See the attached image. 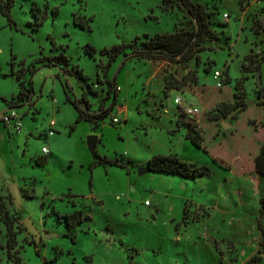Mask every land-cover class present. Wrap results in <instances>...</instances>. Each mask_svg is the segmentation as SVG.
Listing matches in <instances>:
<instances>
[{
  "label": "rangeland",
  "instance_id": "obj_1",
  "mask_svg": "<svg viewBox=\"0 0 264 264\" xmlns=\"http://www.w3.org/2000/svg\"><path fill=\"white\" fill-rule=\"evenodd\" d=\"M191 1L215 13L211 28L218 36L204 43L198 61L181 65L120 56L108 72V58L101 55L104 48L132 44L138 38L140 43L145 35L193 30L185 8L177 0H15L12 26L0 11V98L13 102L9 107L0 100V264H245L255 255L264 264L258 225L261 219L264 226V178L253 171L238 174L242 169L249 172L241 158L250 161L260 139L249 122L263 117L257 103L259 92L264 95V3ZM34 14L41 20L47 16L37 29ZM76 19L86 23L85 30L75 25ZM90 46L95 48L93 55L88 53ZM62 50L70 60L69 72L75 74L78 67L87 80L69 77L58 67L40 68L43 58ZM189 71L197 85L193 78L186 83ZM12 72H22L23 81ZM215 72L230 82L222 90ZM109 80L120 90L110 117L97 130L85 121L77 123L64 85L73 100L84 98L91 111H97ZM242 92L247 111L237 121L233 115L215 120L214 108L220 102L234 104V96ZM176 96L194 101L202 111L196 123L201 121L206 146L212 155L230 162L232 172L222 170L187 139L188 118L175 104ZM114 117L120 123L114 124ZM52 119L57 126L47 141ZM89 137L101 140L99 156L118 158L126 169L95 166ZM43 147L50 150L46 157L51 162L38 168L37 162L46 160ZM153 154H175L207 168L206 174L196 180L139 175L138 169L149 167ZM10 185L18 187L19 208ZM75 211L91 220L72 231L74 243L63 237L68 228L59 215ZM184 213L188 226L182 223L177 229ZM25 218H31L43 235L58 236L37 244ZM9 225L17 233L13 250Z\"/></svg>",
  "mask_w": 264,
  "mask_h": 264
},
{
  "label": "trees",
  "instance_id": "obj_2",
  "mask_svg": "<svg viewBox=\"0 0 264 264\" xmlns=\"http://www.w3.org/2000/svg\"><path fill=\"white\" fill-rule=\"evenodd\" d=\"M179 2V5L183 6L187 13L189 14L191 20L194 22L195 27L193 30H181L176 31L174 33L170 34H157L154 36L145 35V40L139 43V38L132 44H122V45H116L112 48H104L101 50V55L106 56L108 58V64L105 69V72H108L109 69L112 67V65L118 60L120 56H124L128 59H143L147 61H157V60H165L170 63H178L181 65H187L190 61H192L194 58L196 60H199V53L204 51V43L206 42H212L216 39H218L217 33L213 31L211 28V19L215 15L214 12L209 11V9L199 3H193L191 0H177ZM264 2V0H262ZM15 5V0H0V11L4 18H6L7 22L10 26L16 25L13 17H12V11L13 7ZM59 14L58 10L53 11L54 17H57ZM35 15V23L34 27L37 29L38 27H41L47 18V16H44L43 19H39V17ZM75 25L80 27L81 29H86V23L84 21H81L80 19L75 20ZM89 54L93 55L95 53V48L90 46ZM57 50V49H54ZM264 59V57H263ZM15 60V58H13ZM41 67L40 68H51V67H58L61 70L64 71L66 75L69 77H75L79 80H87L88 78L84 75L83 70L76 68V73L72 74V72H69L68 68L70 67V60L65 54V51L62 50L57 55L53 56H47L41 60ZM11 67H13V63H11ZM74 69V68H72ZM37 70L33 69L30 72L31 78L30 83L32 84V92H33V83H32V77L35 74ZM12 76H16V80L18 82L23 81V74L12 72ZM186 79H189L188 84L191 82V78H193L194 84H198L197 78H195V75L192 74L190 71L188 72V75L185 77ZM184 78V79H185ZM187 81V80H186ZM229 84L230 82H224V84ZM23 82L20 84L22 87ZM108 90H107V96L104 98L97 111H91V105L88 101H86L84 98L80 101L73 100L67 91L66 86L64 85V92L66 95V102L71 104L75 110L78 113L77 117V123H81L83 121L89 123L91 126L94 127V129H98L103 121H105L108 117H110L111 113L115 110V107L117 105V92L120 90H117L116 88V81H107ZM167 90H170L168 86H166ZM236 89L239 90L238 84H236ZM219 90H222V88H219ZM34 93V92H33ZM21 93L19 94V96ZM245 93L242 92V96H234L236 99L235 103H227V102H220L219 105L214 108V112L216 113L215 120H220L221 118H228L230 115H233V119L235 121L238 120L239 116L243 113H245L248 109L247 103L245 101ZM264 95H262V92H259L258 99L259 102L257 105L262 109L263 111V117L260 119L261 121L251 120L249 122L250 125L255 129L256 132H259L258 138V152L252 156L250 161L247 159H242V166L245 170H249V172H245L243 169L238 172V174H246L250 175L251 172L261 176L264 178ZM19 99V98H18ZM1 101H3L5 104L9 103L12 105V101L8 102L5 98H0ZM111 100V103L107 105L108 101ZM185 117V116H184ZM114 117L112 119V122L114 123ZM187 118V117H186ZM196 119L188 118L187 120V126L190 128V131L188 133L187 139L190 140L191 144L207 154H209L210 158L214 161V163L222 168V170L227 171H233L232 164L228 161L221 160L218 157L212 155L207 146L205 141V133L204 131H201L199 128L200 122L196 123ZM115 124V123H114ZM193 133L196 134V136H193ZM101 140H98V143ZM47 162V160L40 162H37L38 166L43 167L44 164ZM95 165L99 166H113V167H119L121 169H126V167L119 162V159L111 160L107 157H101L98 155L97 159L94 161ZM149 168L152 170V173L154 174H162L165 176L170 177H177L181 178L183 180H196L200 177H204L207 171V168L198 167L196 164H190L182 161L177 157V155L169 154V155H156L148 162ZM261 217H264V198L261 199ZM62 219H65L66 226L68 228V233L64 234L63 237L69 238L72 242L75 243L76 241V233H72L74 229L84 224L86 221H90L91 217L89 215H83L82 211H75L72 214H67L64 216H60ZM195 221H199V218H194ZM184 223L185 226H188V223L186 222V214L184 213V216L182 217V220L176 225L177 229ZM259 229L262 232L263 240L262 244L264 246V226L261 222V219L258 221ZM8 233L11 235L12 240L9 241L10 250L15 249L16 247V235L13 231V226H8ZM213 242L218 247V242L213 239ZM136 252V250H133ZM129 258H133V256H129ZM91 260V259H90ZM262 261V257L260 255L253 256L250 260H248L245 264H259ZM133 264V263H129Z\"/></svg>",
  "mask_w": 264,
  "mask_h": 264
},
{
  "label": "water",
  "instance_id": "obj_3",
  "mask_svg": "<svg viewBox=\"0 0 264 264\" xmlns=\"http://www.w3.org/2000/svg\"><path fill=\"white\" fill-rule=\"evenodd\" d=\"M261 21L263 22V26H264V16L261 17ZM257 78H258L257 84L260 90H262L263 87H262V80H261L260 74L257 75ZM227 127L228 125L225 124V128ZM87 143H88V148L93 155V158L97 159L98 157V154H97L98 137H89ZM138 170H139V175L141 176L152 173V170L149 167H140ZM9 189H10L12 196L14 197L15 205L17 206V208H19L22 202V199L19 194L17 185H10ZM23 223L27 231L34 237L35 242L37 244H40L42 239L58 236L55 233H49V234L46 233L45 235H43L41 231L35 226L31 218H25L23 220Z\"/></svg>",
  "mask_w": 264,
  "mask_h": 264
},
{
  "label": "built area",
  "instance_id": "obj_4",
  "mask_svg": "<svg viewBox=\"0 0 264 264\" xmlns=\"http://www.w3.org/2000/svg\"><path fill=\"white\" fill-rule=\"evenodd\" d=\"M224 18H225V20H228L230 18L229 14H225ZM215 79L218 81L217 87L223 88L224 87V81L222 79V75L220 72H215ZM174 102L177 106H179L181 108V112L185 117L191 118V119L194 118L196 120H199V118L201 117L202 111L198 109V106L192 105L190 102L186 101L181 96H176ZM8 118L11 119L10 117H8ZM114 123L116 124V123H120V122L117 118H115ZM54 127H55V121H51L50 129H49V133L47 134V137H50L53 135V133H54L53 128ZM42 153L44 155H48L50 153V151L48 150L47 147H44L42 149ZM146 205H150V203L148 202Z\"/></svg>",
  "mask_w": 264,
  "mask_h": 264
},
{
  "label": "crops",
  "instance_id": "obj_5",
  "mask_svg": "<svg viewBox=\"0 0 264 264\" xmlns=\"http://www.w3.org/2000/svg\"><path fill=\"white\" fill-rule=\"evenodd\" d=\"M262 3H264L263 1H262ZM192 105H195V102L194 101H189ZM194 102V103H193ZM7 108V107H6ZM6 111V110H5ZM77 115H78V113H77ZM52 121H55V119H52ZM55 126H57V122L55 121ZM55 128V127H54ZM24 131H23V129H22V132H21V134L23 133ZM46 134H47V131H46ZM47 136V135H46ZM52 137H54L53 135L52 136H50V137H47V141H49V140H51L52 139ZM98 140H99V138H98ZM44 148V147H43ZM49 150V149H48ZM50 151V150H49ZM50 154V153H49ZM44 155V154H43ZM154 155V154H153ZM160 155V154H159ZM163 155H165V154H163ZM47 155H45L44 157H46ZM154 156H156V155H154ZM33 158V157H32ZM32 158H31V160H32ZM125 158V157H124ZM128 159H131V158H128ZM46 160H47V162L44 164V166L43 167H41V166H39L38 168H44V167H46L47 165H48V163H49V161L51 162V160L48 158V157H46ZM40 162H42V161H40ZM95 166H98V167H104V166H99V165H95ZM168 177H170V176H168ZM147 206H150V205H147Z\"/></svg>",
  "mask_w": 264,
  "mask_h": 264
}]
</instances>
